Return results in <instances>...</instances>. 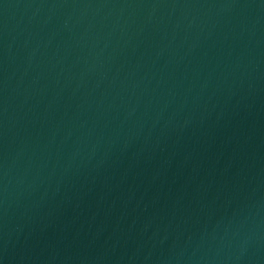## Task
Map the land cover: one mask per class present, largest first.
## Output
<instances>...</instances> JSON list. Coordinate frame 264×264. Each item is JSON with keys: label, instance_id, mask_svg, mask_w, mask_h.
Masks as SVG:
<instances>
[{"label": "water", "instance_id": "water-1", "mask_svg": "<svg viewBox=\"0 0 264 264\" xmlns=\"http://www.w3.org/2000/svg\"><path fill=\"white\" fill-rule=\"evenodd\" d=\"M0 264H264V0H0Z\"/></svg>", "mask_w": 264, "mask_h": 264}]
</instances>
